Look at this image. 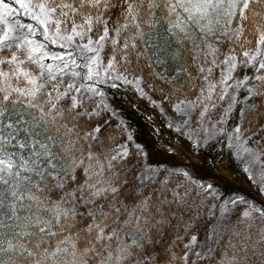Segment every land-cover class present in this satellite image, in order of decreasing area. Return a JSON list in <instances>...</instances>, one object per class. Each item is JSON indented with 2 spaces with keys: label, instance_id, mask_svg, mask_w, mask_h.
<instances>
[{
  "label": "snow or ice",
  "instance_id": "1",
  "mask_svg": "<svg viewBox=\"0 0 264 264\" xmlns=\"http://www.w3.org/2000/svg\"><path fill=\"white\" fill-rule=\"evenodd\" d=\"M127 92L261 198L150 160ZM0 264H264V0H0Z\"/></svg>",
  "mask_w": 264,
  "mask_h": 264
},
{
  "label": "rangeland",
  "instance_id": "2",
  "mask_svg": "<svg viewBox=\"0 0 264 264\" xmlns=\"http://www.w3.org/2000/svg\"><path fill=\"white\" fill-rule=\"evenodd\" d=\"M116 101L114 106L120 118L128 125L135 138L143 144L150 160H161L163 158L161 151H165L174 154L172 158L166 159L167 161L193 162L204 170L221 172L233 180H242L245 177L238 165L230 159L229 149L224 147L223 153L220 152L223 145L210 142L209 148H204L205 153L202 155H197L187 144L181 145L178 136L171 135L167 127V118L147 100L140 99L135 93L127 92L116 97Z\"/></svg>",
  "mask_w": 264,
  "mask_h": 264
},
{
  "label": "trees",
  "instance_id": "3",
  "mask_svg": "<svg viewBox=\"0 0 264 264\" xmlns=\"http://www.w3.org/2000/svg\"><path fill=\"white\" fill-rule=\"evenodd\" d=\"M165 116V115H164ZM135 138V137H134ZM135 141L137 142V143H139V144H141L136 138H135ZM142 145V144H141ZM143 146V145H142ZM145 149V148H144ZM206 182H210V181H208V180H205ZM210 183H213V182H210ZM214 185H217V184H215V183H213ZM219 188H220V186L219 185H217ZM220 190L225 194V195H237V194H232V193H230L229 191H227V190H224V189H222V188H220ZM240 196V195H239ZM247 199V198H246Z\"/></svg>",
  "mask_w": 264,
  "mask_h": 264
}]
</instances>
